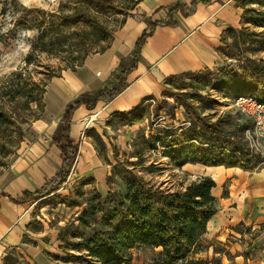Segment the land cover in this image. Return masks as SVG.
<instances>
[{"label": "rangeland", "instance_id": "rangeland-1", "mask_svg": "<svg viewBox=\"0 0 264 264\" xmlns=\"http://www.w3.org/2000/svg\"><path fill=\"white\" fill-rule=\"evenodd\" d=\"M140 1L110 0V7H102L93 0H0V192L17 197L56 172L60 153L51 141L66 100L55 99L61 95V90L56 91L48 112L50 89L56 79L74 71L84 56L108 46L112 39L124 46L119 31L126 22L143 20L135 11ZM240 1L224 2L238 9L230 11L234 25L222 33L215 65L167 78L158 95L147 97L128 115H102L98 108L82 120L83 129L75 141L92 147L99 158L91 171L82 174L73 162L67 176L48 194L22 206L0 197V204L16 213L10 227H21L23 241L18 246L0 243L1 260L5 258L7 264H98L87 255L84 241L120 222L125 177L131 172L153 190L183 192L200 176H209L184 162L188 154L204 160L218 154L222 162L229 156L238 163L251 160L253 165L246 169L261 164L264 152L251 147L245 134L251 124L233 107V99L250 93L264 100V27L248 22L264 16V6L248 3L243 7ZM116 75L112 69L106 82L111 87ZM95 112L98 115L89 120ZM188 134L192 141L186 144ZM245 150L253 153L246 159ZM180 153L182 159L175 157ZM215 205L218 210V199ZM83 209L88 210L83 219L86 225L76 219ZM261 233L264 224L258 222L226 224L218 236L214 231L202 234L195 254L175 264H264ZM34 250L41 253L37 258ZM160 250L134 245L127 249L128 264H156Z\"/></svg>", "mask_w": 264, "mask_h": 264}, {"label": "crops", "instance_id": "crops-1", "mask_svg": "<svg viewBox=\"0 0 264 264\" xmlns=\"http://www.w3.org/2000/svg\"><path fill=\"white\" fill-rule=\"evenodd\" d=\"M191 1L141 0L136 5L135 11L143 16V20L140 19L134 24L126 22L119 31L118 39L125 38L124 46L116 41L117 38L114 41L112 39L104 50L87 55L74 71L68 72L66 77L58 78L54 82L50 89V96L46 98L48 112L52 110L53 98L57 96L55 92L61 90L60 98L57 96L55 99L59 102L66 100L63 102L64 113L66 105L72 102L70 100L75 95L91 94L103 87L111 88V84L106 83L111 70L115 69V73L118 74L117 66L120 61L124 60L128 63L137 39L144 30H148L150 23L166 22L169 17L174 22L173 25L159 24L153 29L140 49L134 69L126 76L127 85L116 96L107 101L100 100L92 108L81 104L73 112L69 136L78 143V151L73 162L74 167L76 166L82 174L91 171L92 167L99 163V158L92 147L85 143L80 144L79 140L75 141L77 133L81 135L80 130L83 129L82 120L87 119L90 112L100 108L102 115H128L147 97L158 95L167 78L181 73L195 72L217 63V47L222 33L229 25H234L230 24V19L235 20L230 11H237L238 8L224 3L225 0H208L198 2L189 15H184L180 10L169 14L173 3L178 2L189 6ZM114 81L116 83V76ZM51 144L60 153V163V149L53 139ZM190 167L209 175L215 182L211 193L218 199L219 209L208 220L206 233L214 231L218 236L224 230V225H234L239 221L264 224V160L255 169L200 163H192ZM55 173L46 180L53 177ZM223 188L227 191L224 196L222 195ZM36 189L24 190L35 191ZM24 190L17 197L0 192V197H6L14 206H22L26 202H15L13 199L18 198ZM225 205L229 207L226 208ZM15 215L16 213L12 212L7 205L0 204V243L5 246H18L20 242L23 244V241H20L21 227L17 225L10 227ZM261 238H264V233L258 235V239ZM34 251L36 253L34 256L37 258V255L41 253L38 250ZM0 264H2L1 259Z\"/></svg>", "mask_w": 264, "mask_h": 264}, {"label": "trees", "instance_id": "trees-1", "mask_svg": "<svg viewBox=\"0 0 264 264\" xmlns=\"http://www.w3.org/2000/svg\"><path fill=\"white\" fill-rule=\"evenodd\" d=\"M93 1L99 6L110 7V0ZM207 1L192 0L189 6L178 2L173 3L169 14L172 11L180 10L184 15H189L198 2ZM248 3H257L264 6V0L240 1V5L243 7ZM248 22L255 26L264 27V16L252 18ZM159 24L173 25L174 22L169 17L166 22L155 21L148 25V30H144L137 39L131 59L126 64H120L119 73L116 75V84L113 87H103L91 94L83 93L78 99L66 105L53 137V142L61 152L58 171L35 191L24 190L18 198L13 199L15 202L24 203L45 196L52 186L58 185L67 176L78 151V143L74 142L69 136L73 112L81 104L92 108L100 100H110L127 85L126 76L134 69L144 41ZM106 47L103 46L95 52L102 51ZM84 58L77 65H80ZM17 74L20 75V73ZM242 94L254 96L250 93H239L237 95ZM256 98L264 101L258 97ZM210 127L214 128V131H218V128L214 125ZM189 136L190 134H188ZM155 139H160V136H155ZM190 141H192V137L183 140L186 144ZM250 154L253 153L245 150L243 156L246 159L251 156ZM175 157L182 159L184 154L180 153ZM183 159L184 162L205 165L225 164L226 167L240 166L245 169L251 168L253 165L251 160L247 162H245L246 160H239L238 163L230 156L225 162H222L218 159V154L213 155L209 160L196 159L190 154ZM214 186L215 182L210 176H200L196 181L188 184L183 192L153 190L138 175L131 172L129 176L125 177L126 194L122 198L123 204L120 206L122 209L118 210L121 217L120 222L112 226L110 230L105 227L91 234L84 241L88 250L87 255L98 264H128L127 249L134 245H145L161 248L156 264H175L179 260L186 259L195 254L199 237L206 232L208 220L217 211L216 198L211 193ZM87 211V209H83L76 216V219L82 221L84 225L87 224L86 221H83ZM114 217L112 215L109 221H112L111 219ZM2 264L7 263L3 261Z\"/></svg>", "mask_w": 264, "mask_h": 264}, {"label": "built area", "instance_id": "built-area-1", "mask_svg": "<svg viewBox=\"0 0 264 264\" xmlns=\"http://www.w3.org/2000/svg\"><path fill=\"white\" fill-rule=\"evenodd\" d=\"M233 107L251 122L250 128L245 130L247 138L252 142L251 147L264 152V101L242 94L235 96ZM92 116L89 120H92Z\"/></svg>", "mask_w": 264, "mask_h": 264}, {"label": "bare ground", "instance_id": "bare-ground-1", "mask_svg": "<svg viewBox=\"0 0 264 264\" xmlns=\"http://www.w3.org/2000/svg\"><path fill=\"white\" fill-rule=\"evenodd\" d=\"M98 112H95L91 119H94L97 116Z\"/></svg>", "mask_w": 264, "mask_h": 264}]
</instances>
